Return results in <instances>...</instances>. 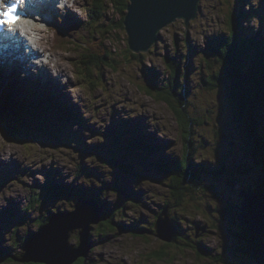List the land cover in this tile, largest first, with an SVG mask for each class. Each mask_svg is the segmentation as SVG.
<instances>
[{"label":"rangeland","instance_id":"rangeland-1","mask_svg":"<svg viewBox=\"0 0 264 264\" xmlns=\"http://www.w3.org/2000/svg\"><path fill=\"white\" fill-rule=\"evenodd\" d=\"M99 1L109 18H120L108 2ZM96 2L82 0L87 11L81 10V25L93 17ZM68 5L74 17L81 15ZM132 13L138 23L139 15ZM39 26L43 30L33 36L50 57L48 44L58 37ZM92 29L75 34L88 40L87 46H70L73 53H63L75 60L77 90L74 83L62 84L65 72H59L61 82L45 77L36 89L26 79L18 84L4 79L10 88L3 90L15 96L38 90L50 95L51 88L62 108L74 100L80 123L64 121L42 94L39 104L36 97H15L35 106L40 120L30 110L25 113L34 125L7 111L23 144L7 140L0 120V264H48L28 261L32 257L57 264L79 258L85 264H264L258 261L264 254L244 255L251 234L238 220L250 208L244 207L245 194L253 210L264 208V97L248 115L237 87L243 83L260 95L256 79L264 78V58H256V50L264 40V0H199L189 23L184 18L167 23L154 33L152 44L143 41L142 31L134 50L125 29L106 33L96 20ZM233 34L231 45L227 39ZM225 46L226 57L235 55L231 66L221 52ZM105 50L111 52L109 61H87L88 54ZM250 63L259 73L248 70ZM148 90L171 91L174 105L182 106L192 123L180 127L178 108ZM185 149L195 178L189 175L178 196L172 194L177 186L171 174L179 168L168 164L186 162ZM254 219L264 223V211ZM167 220V227L157 226Z\"/></svg>","mask_w":264,"mask_h":264},{"label":"trees","instance_id":"trees-1","mask_svg":"<svg viewBox=\"0 0 264 264\" xmlns=\"http://www.w3.org/2000/svg\"><path fill=\"white\" fill-rule=\"evenodd\" d=\"M105 2L109 3L111 9L112 10L114 9L116 11V13H117L116 15H118L120 18L118 20H115L112 17L109 18L108 15H106V10H104L102 8V6L99 5L100 1L97 0L96 6L93 9V11H94L93 12V17H95L98 22H99L98 19L101 20L102 24H100V28H102L104 30L103 32H106V33L113 32L116 29H119V31H124V29L126 30V28L124 27L123 23H124V19L126 17V14H127V9L129 7V0H104V3ZM104 6L107 8L106 5H104ZM105 21H108L107 22V26H103ZM235 39H236V35L233 34L227 40L228 41L232 40L233 42L230 43L232 45L233 43H235ZM61 42H63V41H61ZM258 42L261 43V45H259L260 49L264 50V40H262V41L258 40ZM253 44L256 45L255 43H253ZM87 45H88V43L85 46H87ZM229 46H228V48H227V46H225L226 48L223 47L222 50H221L222 55H223L224 58L226 57V53L229 52ZM248 46L252 47L251 45H248ZM261 50H258V51L256 50V52H259V54L256 57L258 59H260L262 57L264 58V56L260 53ZM105 52H106V54H101V55L100 54L97 55V54H91L90 53V54L87 55V61H89L90 63H93V62L97 61L98 58H101V59H103L105 61H109L110 60L109 53L111 54V52H109V50H105ZM230 56L226 57V59H227L226 62L231 66V59L234 61L233 57H235V55H232L230 53ZM170 61H171V59H170ZM79 64H81V62ZM79 64H77V65H79ZM255 64H257V63L255 62ZM248 67H249L248 70L252 71L253 73L256 72V71H258V73H259L258 68L254 64L250 63ZM173 74H177V71L175 70L173 72ZM247 74H249V73H247ZM82 77H85L86 79H88V76H87L86 73H83ZM256 81H257L256 84L259 87L258 92L260 93V95L257 96V97L255 96L256 89L253 92V90L251 91L248 88V85H247V88H246L243 83H238L237 84V87L239 88V90L241 92L240 95L244 96V97L241 96L242 99H240V102H241V104L244 107H246L245 111L248 113V115L253 113V108L255 107V103H256V105H258V102L262 101V99H264V98L261 99V97H264V78L263 77H259V78L256 79ZM83 86H84V84H80L79 85V87H83ZM158 92H160V93H156V92H153L152 90H148L149 94H151V95L155 94L154 95L155 97H157L158 99H161L162 101L168 103L169 106L172 109L174 107L178 108L177 111L175 109L174 110H175V114H176L175 117H176L178 123L180 124V127H183L184 125H190L192 123V120L189 117H187V113H185V110L182 108V106H180V105L177 106L176 104L174 105L175 102L172 100L173 99V93L171 91L167 90L165 92H161V91H158ZM245 97H246V99H245ZM51 100H52V102H54V100L57 101V99H53V98H51ZM7 102H8L7 99L2 94H0V111L4 112L6 114H7V111L10 114L11 113H16L17 114L18 111H20L21 113L25 114L26 113L25 110H30L29 113H32V114L34 113V115L36 116V112H38L37 109L35 108V106H32V105H29V106L28 105H26V106L24 105V106H21L19 108L13 102H11L12 105L7 104ZM47 103H49L52 106V104L50 102L47 101ZM20 104H21V102H20ZM59 108H60V105H59ZM8 109H10V110H8ZM57 112H59V111H57ZM64 116H66V117L71 119L70 114L69 115L66 114ZM75 116L76 115L74 114V117ZM0 120H1L2 124H4V128L3 129H4L5 136H6L7 140L11 141L13 143H22V141H19V139H17V137H16L17 131L19 129L18 126L16 124H13L11 121H9V119L1 117ZM74 120H75V122L80 123L78 118H74ZM23 122H24V124L30 123V124L34 125L33 123H35L36 121H29V120L24 119ZM37 124L39 125L38 122H37ZM38 125H36V126H38ZM23 127H25V126H23ZM35 129H37V131H39L38 128L35 127ZM26 130H27V127H26ZM117 130H118V128H117ZM20 131H21V129H20ZM34 134H36V133H34ZM186 136L188 137L189 135H186ZM126 137H127L126 135L122 136V139H125ZM50 138H53V136L50 137ZM136 143H138L137 140H136ZM127 144L129 145V147H131L130 145H132V144H129V143H127ZM185 150H186V152H188L187 149H185ZM189 151H190V149H189ZM185 156L187 157L186 162L181 161L179 164H176V163H175L176 165L173 164V167L179 168V171L178 172L176 171V173L174 172L173 174H171V176L175 177L174 184L177 186V188L173 187L172 194H175V195H178V196H181V194L183 193L180 188L185 183V181L187 182V178L189 177V175H191L190 172H192V171H190V168H189L192 163H190V164L188 163V161H189V159H188L189 152L186 153ZM21 176H23V175L20 174V177ZM191 176L193 177V180H194L195 177L193 175H191ZM100 177H102V176H100ZM97 198H99V197H97ZM44 224L45 223H42L40 225V227H42ZM251 236L252 235L248 236V239H249V241L247 242L248 245H249V247L247 248L248 251L244 250L243 253H244L245 256L249 254L248 255L249 258H251V259L253 258L254 259L255 257L252 255V253L256 252V253H259L261 256H262V254H264V245H262V243L258 239H256L257 237H255V242L254 243H255L256 246H255V248H251L250 247V244H251L250 239L253 241L252 238H254V236L252 238H251ZM249 242H250V244H249ZM18 257H22V256L21 255L20 256H16V257H14L15 258L14 260L18 261L19 260ZM221 260H223V259H220V261ZM258 261L259 262L260 261H264L263 257H261ZM74 264H85V260H84V258H79V260H77Z\"/></svg>","mask_w":264,"mask_h":264},{"label":"bare ground","instance_id":"bare-ground-1","mask_svg":"<svg viewBox=\"0 0 264 264\" xmlns=\"http://www.w3.org/2000/svg\"><path fill=\"white\" fill-rule=\"evenodd\" d=\"M47 0H42V1H40L39 2V8L41 9V10H39L43 15H44V17H45V20L42 18V16H39V17H37L36 18V14H37V12H33V13H31V16L30 17H28L26 20H23L22 22H20V24L18 25V29H19V27L21 26V25H23V24H25V23H33L34 22V24L32 25L33 26V28H32V30H40V29H42L40 26H39V24L37 25L36 23H41V25H43V24H45V23H47V22H49L50 21V26L51 25H55V24H57V26L56 27H54V28H60L59 27V24L61 25V21H60V18L58 17V19H57V21H56V16H57V14H56V11L55 10H57L59 13H62L61 11H59L58 9H57V7H59V5H62V4H64V3H68V4H71V5H73L74 6V3L75 2H77V3H80V0H50L51 2H46ZM147 2H145V6H147V4L149 5V7H150V9L152 10L153 8V6H155V12H157L158 14L160 13L161 14V16H163V15H165V12L163 11L164 9L166 10V9H169V12L171 13V11L173 10V7H174V4H175V2L177 1V2H182V0H146ZM187 2H193L195 5L198 3V1L199 0H186ZM148 2H151V3H148ZM192 3V4H193ZM68 4H66V6H69ZM141 4V3H140ZM142 5V4H141ZM198 5V4H197ZM72 6V7H73ZM168 6L171 8H168ZM162 7H163V9H162ZM198 7V6H197ZM147 10L149 9L148 7H145ZM55 9V10H54ZM129 9V8H128ZM47 10V11H46ZM68 15H66L65 17H63V21H62V24L63 25H61L62 26V34H61V36H60V41H66V36L68 35V36H71L72 35V32L74 33L75 32V29L73 28L74 27V24H75V22H76V18L68 11ZM131 13V15L133 14L132 13V11L130 10V12H129V14ZM63 14V13H62ZM175 14H177L179 17H181L180 16V12L178 11V10H176V13ZM71 15L74 17V18H71ZM156 14L154 13V16H155ZM60 16V15H59ZM144 16H146V17H148L149 19L148 20H146V21H144L143 22V24H144V27H137L138 28V31H137V28H135V29H133L132 28V30H136V34H139V32H144V37L142 38L143 39V41L145 42V43H147V42H150L151 44H152V38L153 37H155V32H153V31H151L150 32V26H147L148 24V22H149V24L152 22V23H154L155 21L153 20V19H155L154 18V16H152L151 15V13L149 14V11H147L146 13H144ZM174 16H176V15H174ZM157 18V17H156ZM190 19H189V21H187L186 19V22L187 23H189L190 21H191V19H192V17H189ZM36 19V20H35ZM75 19V20H74ZM163 19H165V17H161V20L159 21V23H162V22H165ZM33 20H35V21H33ZM59 23V24H58ZM132 23H133V21H132ZM131 23V24H132ZM131 24H130V26H131ZM136 24H138V23H136ZM139 24H140V22H139ZM138 24V25H139ZM142 25V24H141ZM147 26V27H146ZM23 27H25V26H23ZM145 27H146V29H145ZM153 33H155V34H153ZM134 34V33H133ZM4 35H10V36H13V37H15V38H18L19 39V37L18 36H16V35H14V34H11V33H6V34H4ZM146 38H148L149 40H145ZM142 39L140 40V41H142ZM69 41H71L72 39H68ZM138 40V38H134V40L133 39H129V42H130V45H131V48L134 50V46L135 45H137V43H139L140 41H137ZM137 41V42H136ZM249 45V44H248ZM21 47H19V50H16V49H13V52H14V54L15 53H18V54H22V51H23V46L22 45H20ZM4 47L3 46H0V56L1 55H5L6 54V52L4 51V49H3ZM253 48V47H252ZM63 50H67V46H64L63 47ZM142 50H143V48H142ZM27 50H24L23 51V53H25ZM259 54V52H257V55ZM263 56H264V54H262ZM0 63H4V64H6V69H7V72L5 71V70H2V71H0V94H2L6 99H7V104H9V105H12V103L8 100L9 98H11V99H13L14 100V104L17 106V107H21V106H26L27 105V103L26 102H24L23 100H21V99H15V97H20V96H22V95H25V96H27V97H36L37 99H33V101H34V103H36V104H39V102H40V100H39V98L41 97L40 95L42 94V95H46V94H43V93H46V90H38L37 91V94H34V93H30V92H27L26 94H22V95H20V96H15V95H13L12 93H10L9 91H7V90H3V89H9L10 88V86H9V84L7 83V81H5L4 79H9V80H11V81H13V82H15V83H17L18 84V81L19 80H22V79H26V80H28L29 82H31V84H29L28 86H33L34 85V89H36V87H40L41 85V83H43L42 82V78H45V77H49L50 79H52L53 77H52V75L49 73V71L47 70V69H45V68H43V69H39V68H37V67H35L34 66V64L36 63V62H32L31 60H28L27 58H25V57H22L20 60H18L17 58H10V59H7V61H3V60H0ZM1 65V64H0ZM4 67V66H3ZM39 73H41V75L40 76H34V74H39ZM158 75V74H157ZM53 79H55V77L53 78ZM59 82H61V80H60V78H58L57 79ZM57 80H55V82H57ZM70 84H72V83H74V86H73V88L75 89V90H77L76 89V86H77V82L74 80V77H72V79L70 78ZM34 84H33V83ZM65 82H67V84L68 85H70L69 84V81H67V80H65ZM73 88H72V91H73ZM49 91V94L50 95H46V98H48L49 96H51V98H53V99H57V101H59L60 103H59V105H60V111L59 112H62V111H69V109H67L66 108V110H65V108H62V106H61V104H63V102H62V100L60 99V98H58V97H56V94L55 93H53V91L51 90V88L48 90ZM80 100V99H79ZM19 101V102H18ZM55 101V100H54ZM20 102H21V104H20ZM48 102H52V100L51 101H48ZM52 104V103H51ZM59 105L57 106V104H52V106L49 104V103H47V106H49L50 107V110H56V111H54V112H57L58 110L57 109H54V107L53 106H57L58 108H59ZM29 106V105H28ZM43 106V105H42ZM8 110H10V109H8ZM26 111V110H25ZM17 114L20 116V117H22V118H24V119H27V116L24 114V113H21L20 111H18L17 112ZM0 117H3V118H6V119H9V115H7L6 113H4V112H1L0 111ZM1 119V118H0ZM9 121H13V117H11V119H9ZM130 122V121H129ZM2 123V122H1ZM2 127H4V124L2 125ZM143 135V134H142ZM141 134H140V136H142ZM145 135L146 134H144L143 135V137H145ZM148 135V134H147ZM144 139V138H143ZM21 144H23V142L21 143ZM155 147H157L156 145H155ZM141 151H143V150H141ZM144 152V151H143ZM172 160V159H171ZM163 163V162H162ZM168 163V162H167ZM169 165V167L170 166H173V164L171 165V164H168ZM92 169V168H91ZM23 174H25V173H23ZM0 177H1V175H0ZM79 188V187H78ZM85 191V190H84ZM115 191V190H114ZM107 193V192H106ZM104 195V194H103ZM255 196H257V195H255ZM245 198H247L248 196L245 194V196H244ZM256 198V197H255ZM254 198V199H255ZM101 203H102V205H105L107 202H105V200L103 201V199H101ZM252 205V204H251ZM101 206V205H100ZM257 208L258 209H263L262 207H260V205H257ZM241 209V208H240ZM102 210V211H101ZM100 211L101 212H103V208H101L100 207ZM259 212L260 211H262V210H258ZM87 213V212H86ZM166 214V213H165ZM241 215H242V213H241ZM167 217V216H166ZM167 222H169L168 220L166 221V222H162V224H159V225H157L159 228H161V229H163V228H165V227H167L168 225H170V223H167ZM97 223V222H96ZM90 225H91V223H90ZM163 225L165 226V227H163ZM177 226V225H176ZM178 227V226H177ZM176 228V227H175ZM177 229V228H176ZM181 229H179V231H180ZM182 231V230H181ZM163 234V233H162ZM62 236V235H61ZM263 238V237H262ZM172 241V240H171ZM45 264V263H44Z\"/></svg>","mask_w":264,"mask_h":264},{"label":"water","instance_id":"water-1","mask_svg":"<svg viewBox=\"0 0 264 264\" xmlns=\"http://www.w3.org/2000/svg\"><path fill=\"white\" fill-rule=\"evenodd\" d=\"M145 2H147V1L146 0H131V2H130L129 10H131L132 12L137 13L139 15L138 16V20L139 21H137V22H138V24L140 22L139 25L136 24V23H132V21L134 20L135 17L133 18L131 16V13L129 14L127 12L126 17H125V20H126L125 21V26H126L127 34H129L130 39H133L134 40V38H137V36H139V34L141 33V32H139V34L137 35L135 33L136 30H132V28L135 29V28H137L139 26L140 27L141 26L144 27L143 22L149 19L148 17L144 16V13H146L147 11H149V14L151 13L152 16H154V13L156 14L154 16L155 19H153L155 22L154 23L151 22L150 24L148 22L147 23L148 24L147 26H150V29H149L150 32H151V30H153V32H157L159 29H161L162 27H164V25H166L167 23H170L171 21H174L175 22L178 18H181V19L184 18L187 21H189V19H190L189 17L195 18L196 17V14H197V9H198V7H197L198 6L197 5L198 3L195 5L193 2H187L186 0H182V2H180V3L176 1L175 4H174L173 10L171 11V13L169 12V9H166V10L164 9L163 10L165 12V16L163 15L165 17V19H163L165 22L159 23V21L161 20V17H163V16H161L160 14H158L157 12H155V6L152 7L153 8L152 10L150 9V7H149L148 4H147V6H145L144 5ZM148 3H151V2H148ZM145 7H148L149 9L147 10ZM168 8H170V7L168 6ZM138 9H139V11H138ZM162 9H163V7H162ZM176 10H178L180 12V16L181 17H179L177 14H175L176 13ZM174 15H176V16H174ZM130 24H131V26H130ZM146 27H145V29H146ZM137 31H138V28H137ZM138 44H140V43H137V45ZM134 49H137V47L134 46ZM248 201L249 200L247 198H245V205H244V207L246 209H248L250 207L251 209L249 208L248 212H243L242 215L240 214L239 217H238V220H241L242 221L243 226L248 231H250L249 233L251 235H256L255 237H257V236L259 237V235H261L263 237V239H264V231L262 230V228L260 229V227H259L260 224L264 225V223L262 221L258 222L259 220L254 219L257 216L260 217V213L264 211V208L263 209H258L256 207V209L253 210L252 207H251V205L250 204H247ZM258 210H262V211L259 212ZM255 214H257V216ZM30 249H28V251H29L28 254L29 253L30 254L31 253L34 254V250H31L30 251ZM43 253L45 255L48 254L45 251H43ZM46 256H54V254L53 255H46ZM47 259H50V258H47ZM28 261H32V262L39 261V262H47L48 264H57V263H54V261H50V260H46V259L36 260L34 257H32L31 260H28Z\"/></svg>","mask_w":264,"mask_h":264},{"label":"snow or ice","instance_id":"snow-or-ice-1","mask_svg":"<svg viewBox=\"0 0 264 264\" xmlns=\"http://www.w3.org/2000/svg\"><path fill=\"white\" fill-rule=\"evenodd\" d=\"M24 3V0H14V2L8 4L4 0H0V27H8L9 30H16V26L20 24L23 17L19 13L20 5ZM11 25V27H9ZM24 31V29H20Z\"/></svg>","mask_w":264,"mask_h":264}]
</instances>
